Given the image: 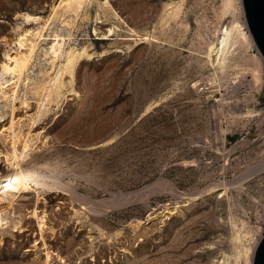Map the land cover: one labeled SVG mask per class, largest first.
Here are the masks:
<instances>
[{
  "label": "rangeland",
  "instance_id": "374dc122",
  "mask_svg": "<svg viewBox=\"0 0 264 264\" xmlns=\"http://www.w3.org/2000/svg\"><path fill=\"white\" fill-rule=\"evenodd\" d=\"M106 1L75 15L67 0H0V71L5 49L38 42L0 85V180H47L1 201L0 264L233 263L234 237L264 229V60L238 40L220 69L210 49L244 8ZM233 80L246 86L226 93Z\"/></svg>",
  "mask_w": 264,
  "mask_h": 264
},
{
  "label": "bare ground",
  "instance_id": "6f19581e",
  "mask_svg": "<svg viewBox=\"0 0 264 264\" xmlns=\"http://www.w3.org/2000/svg\"><path fill=\"white\" fill-rule=\"evenodd\" d=\"M224 3H225V6H224L225 8H230V10H231V8H236V9L240 10L241 13H243V10H242L243 7H242V1L241 0H224ZM87 4H88V0H67V3L64 5V9H65L64 11H70V12L74 13L75 15H79L83 11L84 7ZM104 6L106 8L110 7L111 6L110 1L107 0L105 2ZM54 11H55L54 15H56L57 11L56 10H54ZM231 11H233V10H231ZM32 18H34V17L32 15H29V14H26V16H25L26 21L31 20ZM36 19H38V18H36ZM237 20H232L231 23L224 26V29L220 30V34L218 37V40H219L218 44L219 45H217V47L212 46L210 49L211 56L214 55V60L216 61L217 65L220 69H227L228 67L231 66L230 59L232 58L231 56L233 54V50L235 47L234 45L237 43L238 40H241L242 42H248V43H252V44L256 45V43L253 39V36L250 33L248 34L244 30V26L245 25L247 26V22H244V24H242V23H240L239 20L238 21ZM54 27H55V23L52 24V22L50 20H47L45 26L40 27V30L36 32L37 38L40 39L44 35V32L46 29L52 30ZM62 34H64L63 31H61V32L56 31L55 32V37H56L55 40L56 41L51 46V53L54 55L55 58L63 57L65 55V51L63 49L64 45L62 42L63 38H60V36ZM37 44H38V42L35 44H32L29 48L21 47L22 46L21 43H20L19 47L16 44V47H15L16 52L14 55H12V53H11L13 47L4 50L3 53H4V58L6 59V61L1 66L0 85L5 83V82H8L9 80H11L14 77L18 78L17 81H20L22 79L26 69H28L30 59L36 50ZM214 51H215V53H214ZM258 51H259V49H258ZM259 53L261 56V57L260 56L259 57L262 60H264L263 55L261 54L260 51H259ZM74 65H75V60L70 59L69 63H68L69 71L73 70ZM252 69L251 70L254 73L255 81L259 82L261 79V74H260L259 68L255 67V69L254 68H252ZM244 86H246L245 82L233 80V82L227 83V85L225 87L226 88L225 92L226 93H229L231 91L235 92V90H237V89L240 91V88H242ZM14 97H16V96L14 95ZM13 158L15 159V161H17L19 159V155H18L16 148H14V150H13ZM257 167L264 168V161H262ZM32 180L33 181L38 180L39 182H41V181H45L46 178L43 176H39L38 174L27 173V172H24V171L19 169L18 171H15L14 173L8 175L6 178V182L5 181L3 182L2 180H0V203L5 197L14 194L16 192V190L18 191L19 189L24 188L27 185V183H29ZM39 182H37V183H39ZM121 195H124L127 197V195H130V194L121 193ZM123 198L124 197H122L121 199H123ZM123 202H125V201H123ZM121 204H123V203H121ZM248 228H250V227H248ZM260 228H261V230H260V233L258 235V238L256 239L257 241L256 240H255L256 242L252 241L253 244H249V243L244 242V240L242 239V237L245 235L243 233V231L239 232L234 237V239L236 241L239 240L240 241L239 243H241V244L240 245L238 244L239 247L236 248V252H235L234 258H233V261H234L233 263L231 261L232 259H230V255H228L226 253H221L214 260L215 264H253L255 250H256L260 240L264 236V229H262V227H260Z\"/></svg>",
  "mask_w": 264,
  "mask_h": 264
},
{
  "label": "water",
  "instance_id": "95a60500",
  "mask_svg": "<svg viewBox=\"0 0 264 264\" xmlns=\"http://www.w3.org/2000/svg\"><path fill=\"white\" fill-rule=\"evenodd\" d=\"M247 25L264 58V0H243ZM253 264H264V236L254 254Z\"/></svg>",
  "mask_w": 264,
  "mask_h": 264
}]
</instances>
